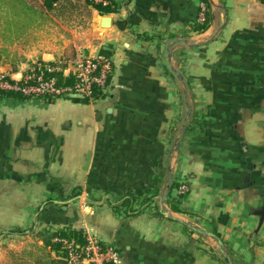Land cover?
<instances>
[{
    "label": "crops",
    "instance_id": "crops-1",
    "mask_svg": "<svg viewBox=\"0 0 264 264\" xmlns=\"http://www.w3.org/2000/svg\"><path fill=\"white\" fill-rule=\"evenodd\" d=\"M21 1L0 7L7 78L101 52L112 66L92 100L0 96V264L48 226L94 234L120 264H264V0H207L201 33V0H115L74 27L70 0ZM169 172L187 192L161 205ZM127 192L148 209L117 215Z\"/></svg>",
    "mask_w": 264,
    "mask_h": 264
},
{
    "label": "built area",
    "instance_id": "built-area-1",
    "mask_svg": "<svg viewBox=\"0 0 264 264\" xmlns=\"http://www.w3.org/2000/svg\"><path fill=\"white\" fill-rule=\"evenodd\" d=\"M94 2H101L94 0ZM206 9L200 4L198 22L205 19ZM111 60L102 55L95 57L76 55L71 60H64L56 67H45L42 71H34L32 67L19 82L7 78L0 73V91L18 92L28 99L40 96L55 98L77 97L92 100L94 91H103L111 74ZM59 73L63 77L72 78V84L58 86L52 74ZM24 82V83H21ZM187 192L185 185H180L177 194ZM84 245L71 246L65 244L67 256L65 264H120L119 254L110 246L103 245L92 233L84 231Z\"/></svg>",
    "mask_w": 264,
    "mask_h": 264
},
{
    "label": "trees",
    "instance_id": "trees-1",
    "mask_svg": "<svg viewBox=\"0 0 264 264\" xmlns=\"http://www.w3.org/2000/svg\"><path fill=\"white\" fill-rule=\"evenodd\" d=\"M36 2H40L41 6L47 10L53 9L55 6L63 3V0H35ZM86 5L97 11L100 15H106L108 13L115 12L117 10V4L115 0H100L101 2H94V0H84ZM7 5L10 7H16L17 5L23 4L21 0H0L1 5ZM201 3L204 5L205 19L204 22L199 23L196 26V31L201 33L204 32L208 27V2L207 0H201ZM30 9V8H29ZM28 9V10H29ZM104 57L109 58V55L106 52H101ZM56 64H35L34 71H42L45 67H56ZM56 79V84L58 86L70 85L72 84V78L63 77L59 73L52 74ZM24 83V82H21ZM108 83V82H107ZM102 91H94L93 96L98 97ZM11 91H0V96L2 95H10ZM20 96L21 98L28 99L27 97L19 94L18 92H12ZM55 97L51 96H40L39 100H50ZM85 101V100H83ZM161 176H156V182L159 183L161 181ZM175 180L171 182V188L167 195V203L171 200V191L173 189L179 188ZM187 187V186H186ZM184 194H178L177 196L181 198ZM152 198L143 199L140 195L127 192L120 199L119 203L112 207L113 211L123 217V218H133L145 210L148 209L149 204L151 203ZM157 215H160L155 210ZM17 233L21 232L20 230H16ZM33 237L35 238L34 244L29 247V249L22 250L20 252H9L8 256L13 260L16 264H65V258L67 256V249L65 244H70L71 246H82L84 245V231L81 229H74L71 226H66L62 228H53V227H39L35 228L33 231ZM40 243V244H38ZM65 243V244H64ZM116 251V250H115Z\"/></svg>",
    "mask_w": 264,
    "mask_h": 264
},
{
    "label": "rangeland",
    "instance_id": "rangeland-1",
    "mask_svg": "<svg viewBox=\"0 0 264 264\" xmlns=\"http://www.w3.org/2000/svg\"><path fill=\"white\" fill-rule=\"evenodd\" d=\"M69 4L66 3L59 10L64 9L67 11V13L71 14L73 27L77 26L80 23L87 22V12H89L92 8L87 6L84 0H70ZM9 259L10 261H12V264H16L13 262V260H11V258Z\"/></svg>",
    "mask_w": 264,
    "mask_h": 264
},
{
    "label": "water",
    "instance_id": "water-1",
    "mask_svg": "<svg viewBox=\"0 0 264 264\" xmlns=\"http://www.w3.org/2000/svg\"><path fill=\"white\" fill-rule=\"evenodd\" d=\"M110 24H111V19L109 17H102L100 19V27L101 28H108L110 26ZM175 75L178 77L180 82L183 83L182 80H181V77L179 76V74L175 72ZM170 188H171V179H170V172H169L168 185L166 187V192L163 194V196L161 198V205H163V203L165 201V198H166V196L169 193ZM258 215H259V227H260V225H261V223L263 221V218H264V211H259ZM218 245L221 247V243L220 242H218Z\"/></svg>",
    "mask_w": 264,
    "mask_h": 264
}]
</instances>
